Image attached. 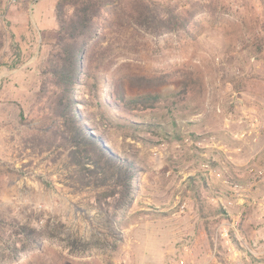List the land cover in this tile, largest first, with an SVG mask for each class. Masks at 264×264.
<instances>
[{"label":"rangeland","instance_id":"obj_1","mask_svg":"<svg viewBox=\"0 0 264 264\" xmlns=\"http://www.w3.org/2000/svg\"><path fill=\"white\" fill-rule=\"evenodd\" d=\"M128 1L97 19L73 92L108 146L135 156L118 211L111 180L82 178L70 148L31 140L48 123L39 72L55 0H0V264H264V0H142L190 17L159 34ZM120 94L149 97L133 119L157 128L103 127Z\"/></svg>","mask_w":264,"mask_h":264},{"label":"trees","instance_id":"obj_2","mask_svg":"<svg viewBox=\"0 0 264 264\" xmlns=\"http://www.w3.org/2000/svg\"><path fill=\"white\" fill-rule=\"evenodd\" d=\"M110 1L55 0V41L49 45L39 72V88L43 94H47L45 118L48 123L42 121L41 132L34 133L31 140L46 143L48 147L70 148L69 157L82 178L89 174L92 180L100 184L111 180L114 186L107 198L110 199V206L120 211L129 196L130 183L136 179L132 177L137 170L135 156L117 154L110 148L105 136L91 126L97 122L95 116L79 111L75 107L73 94L82 76L89 72L86 56L89 46L99 35L97 19L108 9ZM160 7L142 0L128 1L129 15L139 27L156 34L186 29L190 17L175 11H163ZM2 46L3 33L0 31V49ZM92 77H96L94 73ZM92 93L97 95L95 90ZM146 100H150L149 97L129 98L122 94L111 98L107 101V109L113 110L116 116L102 110L99 123L103 127L153 131L157 128L153 116L145 121L133 119L134 116L139 119L133 112L137 110V103L144 105ZM131 135L135 136L134 132ZM16 232L26 234L32 241H39V234L29 228L20 227Z\"/></svg>","mask_w":264,"mask_h":264},{"label":"built area","instance_id":"obj_3","mask_svg":"<svg viewBox=\"0 0 264 264\" xmlns=\"http://www.w3.org/2000/svg\"><path fill=\"white\" fill-rule=\"evenodd\" d=\"M251 170H253V168H251ZM258 171H259V170H258ZM259 173H261V171H260Z\"/></svg>","mask_w":264,"mask_h":264}]
</instances>
